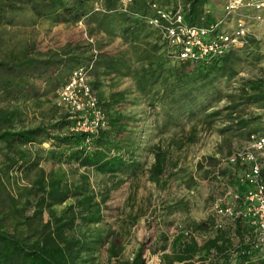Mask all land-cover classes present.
<instances>
[{
    "label": "rangeland",
    "instance_id": "rangeland-1",
    "mask_svg": "<svg viewBox=\"0 0 264 264\" xmlns=\"http://www.w3.org/2000/svg\"><path fill=\"white\" fill-rule=\"evenodd\" d=\"M182 1L176 0L175 5L181 8ZM225 1L206 0L203 14L212 21L220 22L219 26L224 30H228L238 16H247L249 43L253 40L258 47L254 49L249 45L238 53L240 59L241 56L243 58L236 65L233 77L225 79L211 75L196 95L194 104L181 105L180 108L171 105L169 99L161 98L160 85L142 92L134 87L129 78L97 74L93 64L97 50L106 55L113 54L124 47L119 39L106 43L99 34L90 36L83 22L53 24L34 18L26 10L7 15L10 23L0 25V62L23 58L53 61L61 58L65 62L40 74L32 73L24 79L21 90L13 95L0 90V117L4 118L0 122V130L46 127V135H39L26 144L7 146L0 142L2 229L26 235L47 219L48 209L42 208L37 212L34 205L41 189L39 178L49 171L55 175L60 169L65 171L67 181L74 178L59 155L71 146L59 144L52 137L67 134L74 126L75 119L61 102L58 91L76 68L83 67L85 82L96 102L99 98L101 105L98 102L97 105L103 113L107 116L108 113L117 112L127 119L126 128L132 131L133 140L138 146L134 156L143 165L136 174L111 178L98 172H88L90 188L95 194L99 196L107 188V198L100 204L101 220L97 225L106 239L116 242L122 258L130 259L137 247L142 245L144 264H159L160 254L170 250L173 238L180 231L190 229L191 222H205L203 231L193 232L198 242L213 235V205L217 204L220 208L228 204L235 206L228 194L235 182L231 168L224 164L217 167V164L235 149L244 147L248 136L240 133L219 134L217 130L226 123L220 117L223 113L207 127L198 124L197 141L186 146L183 160L187 166L186 176L190 175L194 180L190 188L171 180L159 189L146 180L145 171L153 160L150 148L177 132L179 125L187 131L190 123H194L202 112L220 108L232 101L231 96L238 94L237 88L243 80L262 79L264 83V8L257 14L259 20L252 21L249 19L252 15L249 9H239L233 16L226 15ZM254 55H259L258 61H253ZM70 57H76V63ZM243 109L246 114L263 113L254 105L244 106ZM187 110L195 114L186 115ZM66 114H70L66 116L70 122L58 129L56 122ZM262 119L263 115L261 127L264 126ZM17 152H24L26 160L18 159L20 154ZM208 156L214 161L207 159ZM15 158L17 163L8 166L10 160ZM235 170L238 171V168L235 167ZM170 206L172 209L169 210ZM61 207L57 205L52 208L57 212ZM27 217L31 218L28 222ZM222 221L225 228L231 225L227 219L223 218ZM241 223L244 224L245 219H241ZM231 238L234 244L236 239ZM105 246L94 253L99 264L105 262ZM251 258H256V254H252ZM232 263L233 259L230 260Z\"/></svg>",
    "mask_w": 264,
    "mask_h": 264
},
{
    "label": "trees",
    "instance_id": "trees-1",
    "mask_svg": "<svg viewBox=\"0 0 264 264\" xmlns=\"http://www.w3.org/2000/svg\"><path fill=\"white\" fill-rule=\"evenodd\" d=\"M120 0H0V25L10 23L8 14L26 10L34 18L47 20L53 24L83 22L88 35L99 34L106 43L119 39L123 49L106 55L100 50L93 59L97 74L129 78L134 87L148 92L160 85L161 98L169 99L171 105L194 104V99L211 75L230 79L236 74V65L242 60L238 55L251 45L257 49L255 41L241 49H231L223 56L209 61H171L164 52L158 35L143 21L150 16L149 5L156 3L168 9H175L176 0H131L125 10H121ZM206 0H183L181 15L183 23L207 27L215 23L203 14ZM94 5L97 7L95 8ZM76 63V57H70ZM254 55L253 61H258ZM63 59H28L0 62V90L13 95L21 90L24 79L32 73L64 65ZM238 94L231 96L224 106L202 112L190 123L185 131L179 125L178 131L164 138L150 148L152 163L146 169V180L161 189L169 181L180 182L185 188L194 183L192 176H186V146L197 141L198 124L209 126L213 120L224 118L225 124L219 134L236 133L248 136L264 131L261 116H264V83L262 79L243 80L237 88ZM99 103V98L97 99ZM100 104V103H99ZM101 105V104H100ZM254 105L262 114H246L244 106ZM205 111V110H204ZM187 113V114H186ZM186 115L195 112L187 110ZM63 115L55 126L62 128L70 121ZM106 127L89 134L71 131L61 136H53L59 144L71 146L61 151L62 162L67 165L74 178L65 179V171L52 175L49 171L38 179L40 194L34 205L36 211L47 208V219L34 227L29 234L7 231L0 227V264H99L94 253L105 246L106 259L103 264H144L142 245L138 246L130 259L120 256V248L114 240H107L97 227L101 220L100 204L107 198V188L98 196L90 188L88 172H98L106 177L136 174L142 163L135 158L138 150L132 131L126 128L125 116L108 113ZM188 117V116H187ZM194 117V116H193ZM4 118L0 117V122ZM199 122V123H198ZM39 135H46V127L35 126L20 130H0V142L7 146L26 144ZM19 153V152H17ZM18 159L26 160L25 153ZM207 159L214 161L212 157ZM17 163L11 159L8 166ZM82 169V171H79ZM210 172V171H209ZM261 173L264 175V168ZM207 172L204 171V175ZM205 177H207L205 175ZM62 205L56 212L53 206ZM172 206L169 207V210ZM31 218H26L28 222ZM191 228L173 238L168 252L159 256V264H264V257L251 258L248 247L242 243L244 225L236 219L229 227H214L212 236L198 242L194 231H203L205 222H191ZM91 226V227H90ZM236 237L233 244L232 238ZM163 249V248H162Z\"/></svg>",
    "mask_w": 264,
    "mask_h": 264
},
{
    "label": "built area",
    "instance_id": "built-area-1",
    "mask_svg": "<svg viewBox=\"0 0 264 264\" xmlns=\"http://www.w3.org/2000/svg\"><path fill=\"white\" fill-rule=\"evenodd\" d=\"M131 0H120L121 10ZM264 8V0L244 1L226 0L225 14L233 16L239 9H249L252 21H258V13ZM150 16L144 23L156 32L163 45L165 55L176 62L209 61L223 56L231 49H240L248 41V17L238 16L228 30L221 29L220 22L207 27L183 23L179 7L168 9L156 3L149 5ZM58 97L74 117L71 131L92 134L97 129L106 127V117L90 92L85 82V69L76 68L69 80L58 91ZM264 123V119H262ZM231 168L237 180L246 186L243 192L228 193L235 202L220 208L213 205L214 227H222V219L230 223L236 219H245L242 243L248 247L250 254L264 257V132L248 135L246 145L235 149L220 162ZM238 168V171L235 170ZM236 238V237H235Z\"/></svg>",
    "mask_w": 264,
    "mask_h": 264
},
{
    "label": "crops",
    "instance_id": "crops-1",
    "mask_svg": "<svg viewBox=\"0 0 264 264\" xmlns=\"http://www.w3.org/2000/svg\"><path fill=\"white\" fill-rule=\"evenodd\" d=\"M218 166L219 164H217V167ZM232 175L234 176L235 182H234V185L231 187V189L230 188L229 189L231 190V192H238V193L243 192L246 189V186L243 183L239 182L234 174Z\"/></svg>",
    "mask_w": 264,
    "mask_h": 264
}]
</instances>
